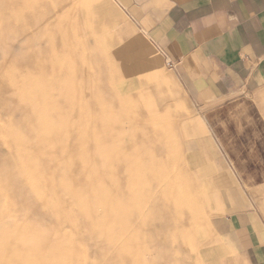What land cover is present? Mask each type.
<instances>
[{
  "label": "rangeland",
  "instance_id": "1",
  "mask_svg": "<svg viewBox=\"0 0 264 264\" xmlns=\"http://www.w3.org/2000/svg\"><path fill=\"white\" fill-rule=\"evenodd\" d=\"M21 1L22 0H15L14 2H13V0H0V186L2 187V188L0 187V189H1L0 190V217H2V218H0V219H2L0 221L1 222L0 232H3L2 228H1V227H3V224H4V226L5 225L8 226V224L11 225L12 214L14 215V217L12 216L13 222L15 221L14 219L18 218L14 223L12 222L13 226H16V225L21 226V227L24 226L26 229L28 228V230L29 229L32 230V228H29L30 226H32L33 228L38 227V226L39 227L42 226L43 228L42 227L40 229L37 228L38 231H36V229L35 230L33 229L32 231L30 230L32 233H30V235L27 234L28 236H26V234H25L26 237H24V236L21 237V235H20V238L23 239V240L21 239L22 241H19V239H18L19 236L15 237V235H11L12 238L10 236L11 239L10 240H9V238L7 239L9 246L12 243V242L10 243L9 241H11V240L13 241V239H14V242L12 243V245L15 243L13 245L15 250L22 247L20 245H24V243H25V245L26 244L30 245V243H31V246L33 245V243H34L33 246L36 245L35 243H37V245L39 243L38 246H40L39 248L41 249V253H43V252H44V254L48 253L49 256L43 254L48 259L45 258L44 256L41 257L40 255H42V254H39L40 253L39 248L37 247V249H38V252H37L36 247L34 249V248H32L33 247L32 246L31 247L32 249L31 248L30 249L33 250V253L34 252L35 253L34 254H28V251H29L28 250L26 252V254H28V257H26V256H23V257H25V259L27 258V260L30 259V261H32L33 264H37L38 262H40V260L42 261V259H43V261L41 264H43V262H45L46 260H49V263L46 261L47 264H53V262L55 264V261L58 264H63V263H65L64 259H66V258H67V260H65V261H67V264H76L77 262L83 263V264H89V263L91 264V262L89 260H86V261L82 260L84 258L83 254H87L88 255L87 258L91 259L92 261L93 260L105 261L107 259L109 260V258L112 256V255H109L108 252L105 251L102 247H100V245L98 243H97V245H95V239H97V238H95L93 235L89 234V232L90 233L92 232V229L94 228L97 221L102 222L101 224H103L105 222L107 224V218L104 216V213L101 215H100V213L97 215L96 214L93 215L94 210L90 208L89 210L91 213H89L90 214L89 216L81 215V214L77 215V213H79V212L73 206L75 204H78V201L80 202V199L82 200V203H84V204L86 203L87 205L94 202V200L96 199V196H94V195H97L94 183L90 186H88V184L87 185L82 184V186L78 185V186H80V188L77 187V189H76L77 191H75V193L74 192H72L70 194L68 192L59 193L60 197L57 198L56 196L53 195V193L51 191H49L50 185H49L48 180L46 178L45 179L43 178L44 176L40 178L39 177L40 175L37 176L38 174L34 173V174H31L30 178L25 177L26 179L25 178L22 179L21 178L22 175H20V177H19V174L16 170L17 163H18V165L20 164L21 167L25 166L27 168L26 165H29V167H31L30 165H32V166L34 165L35 167L36 166L40 167L39 164L41 162V163H43L41 165H46L48 168L49 167L48 165L53 162L52 159H48L47 157H46L47 160H45L46 158L42 157V156L34 155V156H32V158H30L31 156H29V154H27L28 156L25 155L26 153H29L28 151L26 152V150L30 151L31 147L36 146L37 144L38 145L44 144L45 145V146L43 145L44 147H47L50 144H48L49 141L44 142L45 140L41 139L40 136H39V138H37L38 135H37V137L35 136V138H37V140H38V143H37L36 139L33 138L34 136L32 137L31 130H33V128H36V127H37L36 129H38L40 127V125H42L43 123L38 125L37 122L34 120V123L31 124L32 123V120H31L32 117H31V113L29 112V110L24 108L23 109L24 111H23L20 108L18 109L16 107L17 100L21 99L23 97L24 92L28 90V89H26V88L24 89L22 87H18V89H17V86H19V82L21 81V83L23 82L22 84H26V81H28V80L30 81V78H31V80L34 79V81L42 82V79H43L42 76L45 77L47 74V78L49 77V78L53 79L52 82H55V83L58 82L59 84H61L63 86L62 88H64L65 84H67L68 86H71V88H70L71 90L70 89L69 90L71 91V95L73 96V99H76V100H78L77 99L78 95L75 96L76 94H78L76 92V89H79L77 84L80 83L81 81H83V79H84V81L81 83L83 84V86H84V84H86V86L84 87L85 89L91 90V91H97L98 93L101 94V96L97 95L98 99H100L102 97L103 99L102 98L101 99L107 103H113L115 105L117 104V109L116 108L114 109L113 114H115L117 117H118V115L121 114V112H122V114H124L126 112L125 113L126 116H125V114L124 115L121 114L122 115V116L120 115L121 117H124V116L127 117V114H128L127 119L129 121V124H126V125L121 124L119 127H116L114 129L115 134L106 136L108 138H106L105 136L103 138L99 137V139L97 137H96L97 139H95V136H93V137L90 136L89 138H85L86 140L91 142L92 145L94 144L95 140L102 141V146L104 147L103 149H105V150L107 149L105 151V155H107V152H109V148H111L113 146L110 144H113V142H114V144L116 145L118 141L120 142V143H118L119 145H123L124 147L128 148L129 150H133L136 154H139V153L141 154L142 152H144L148 148H149L148 149L149 151L153 150V147L150 143V140L144 141L145 144L142 143L140 146L137 145L139 138H140V137H138V136H140V134H138V133L141 132L143 134L144 128L142 130H140L137 128L138 126H136V124H138L140 127V126H143V124H151L152 122H156V119H157V121L160 122L159 125H162L164 127L165 126L169 127L168 129H170L171 132L168 131V129L166 130V128H167L166 127L165 130L168 131V133H165L163 135V134H160V132H159V135H156L155 137H157L158 140H161V141H163V138H165L164 143H171L177 149L176 153L182 159V163H180V161L179 162L177 161V163H175V167L177 170L181 171L183 176L187 177V175H188V181L184 180L185 182H183V184L188 185V187L190 188L191 197L195 201H197V203L194 205L192 210L190 209V214H191L190 221L183 220V222L180 223L178 229H175V234H176L175 243L170 241V247H167L169 245V243H167V246L164 247L163 244H161V240L156 235L155 236L156 239L158 238L160 241V242L157 241L158 242L157 247H158L159 251H157V253H156L157 255L153 253L152 256H150V257L145 256L144 260H150V261L154 260L155 264H165L166 262H170L166 259V253L169 254V252H170V254H172L171 256H174L175 261L172 260V262L173 263L176 262L175 264H201L199 259H198V255H197L198 250L197 249H198V243L200 241L203 228L207 224V221L209 220V218L211 216H213V212H212L213 209H211V208L213 207L212 189L214 186H213V182L211 180V177L212 176L214 177L215 173H216L215 172L216 171V164L212 160V156H209V154H208L209 152L205 149V147L202 144V141L204 138L209 139V137H210V133H209L208 128L204 125L203 121L201 120L202 113L198 112L196 107H193V106L187 104V102L185 101V97L182 94V91L180 90V88L176 87L174 83L173 84L169 83L170 82L169 79H166L164 81L165 83L162 87L160 86L161 88L151 86V87H147L145 89H142V88L139 89V87H137V85L135 87L133 86V83H135V82L133 81L132 77L135 74L131 70H129V68H127L128 66L125 64V62H122V60H123L122 48L120 47L121 48L120 49L118 47H116V48L113 47V45H112L113 43L111 40H110V42H108L109 38H110V32L106 31L105 17L100 15V11L95 7V5L93 6V4H95L93 2V0H79V1L78 0H28V1L23 0L26 3H23V1L22 2ZM43 1H45L46 3ZM47 1H48V3H47ZM39 2H42L43 4L39 3ZM22 3L26 4V5H24V7H23ZM86 3H87V5H90V7L85 6ZM41 4H42V6H41ZM76 5H77V8H76ZM29 6L31 9L33 6L36 9L33 7V9L31 10L29 8ZM25 7H27L28 10H31V11L24 12V11H26V10H23V9H25ZM21 10H23L22 15L20 14ZM83 10H85V11H83ZM19 11H20V13L18 15H14V14H16V12L18 13ZM5 13H6V15H4ZM8 13H9V15H8ZM68 13L69 14L71 13L70 17L69 16L67 17ZM77 13H80L83 15H78ZM17 16H18V18H17ZM74 17H76V18H74ZM79 17H80V19H79ZM83 17H84V19H83ZM53 18L55 19V21ZM64 18H68L67 21H65L66 19H64ZM72 18H73V20L74 19L75 20L73 21ZM82 19H83V21H82L83 23L80 21ZM30 20L33 21L35 26H33V28L29 29L27 22H29ZM21 21H22V23H21ZM50 21H54V22L51 23ZM63 21L65 24H66V22L69 24V25L66 24V27L64 29L62 28L63 26H65ZM79 22H81V23H79ZM14 23L15 24L17 23L18 29L16 27L17 25H14ZM54 23H56V25ZM57 24H59V25L57 26ZM77 24L79 25V27ZM81 24H83L84 26H81ZM87 24H90V26H87ZM61 25H62V27H61ZM72 26H74V27H72ZM67 27H68V29H67ZM89 27H93L90 29V33L87 32V29ZM56 28H58V30H56ZM61 28L63 29V31H61L62 30ZM14 29L16 32L14 31ZM48 29L50 32L47 31ZM66 29H67V31H66ZM70 30H72V32H70ZM81 30L83 32L82 34H81ZM13 31H14V33H13ZM69 32H70V36H69ZM74 33L76 36H73ZM45 35H46V37H45ZM67 36H69V37L67 38ZM79 36L80 37L82 36V37L80 38ZM93 36L95 38H93ZM51 37H54V41H56V43L53 42V38H51ZM68 39H69V42H68ZM72 39H74L73 41L75 43L72 41ZM41 40L43 42H41ZM58 40H60V43ZM94 40H95V42H94ZM37 41H39V42H37ZM61 41H63V42L61 43ZM71 41L73 42V45H72ZM107 42L110 44L109 48L106 47ZM40 43H41V46H40ZM55 44H56V46H55ZM66 44L68 45L67 47L65 46ZM78 44H80V45H78ZM88 44H89V46H88ZM46 45H47V47H46ZM59 45H63V48H62V46L60 47ZM91 45H92V47H91ZM42 47H44V48L42 49ZM50 47L52 49V52L56 50V52H54L53 54L56 55L55 57H57V55L58 56L60 55L61 56L60 59L56 60V58H54V56L51 55ZM54 47H56L55 50H53ZM68 47H70L69 49H71V50L69 52L72 53V55L69 54ZM73 47H75V48H73ZM79 48H81V49H79ZM97 48L99 51L97 50ZM65 49H67V50H65ZM119 49L121 52L119 51ZM75 50H76V52H75ZM100 50H101V52H100ZM55 53H57V54H55ZM67 53L70 56H68ZM88 53H89V55H88ZM96 53H99V54L101 53L102 55L100 54L97 56ZM107 53H109V54H107ZM110 53L111 54L113 53L114 57H113V55H111L113 58L110 57ZM48 54H50L51 56ZM64 54H66L69 58L71 57V59H74V60H70V63H69L68 57L65 56ZM63 55L66 57V59H63V58H65ZM86 55H87V57H86ZM105 55H106V57H105ZM38 56H39V58H38ZM41 57H43V58H41ZM79 57H80V59H82V62L79 59ZM91 57H93V58H91ZM53 59H55V60H53ZM106 59H110V60L106 61ZM37 60H39V61H37ZM45 60H47L48 62L47 63L44 62ZM59 60H60V62H58ZM66 60H68V61H66ZM49 61L50 62L55 61L54 62L55 63L54 66L56 65L55 67L59 66V67L55 68V72L57 70H59L58 73L57 72L56 73L58 75L60 74L61 77L58 76L59 77L58 78L55 76L56 77L55 78L50 73H44V72H47L48 70H49V72L51 71V69L47 70V68H49L50 65L52 66V68H54L53 62H51L52 64H50ZM86 61H88L87 63L89 65L85 64ZM36 62H37V66L39 65L38 66L39 70L36 67ZM111 62H114V63H111ZM44 63L47 65L46 66L47 68L45 67ZM72 63L75 65L73 66ZM82 63H83V65H81ZM43 64H44V66H43ZM65 64H67V65H65ZM122 65L125 66L128 70L125 67H123ZM70 66L75 67V70L73 69V67L71 68ZM119 66H120V68H119ZM162 66H163L162 76H167L169 73V67L165 62L162 63ZM77 67H79L80 69L82 68V69L80 70ZM111 67H114V68L116 67V68H115V70H113L114 68H111ZM40 68L42 70H40ZM58 68H60V69H58ZM64 68H65L64 72H66L67 75L64 74L63 71H60L61 69L64 70ZM76 68H77L78 72H77ZM118 68H119V70H118ZM35 69H37L36 74H35V72H36ZM69 69H70V71H67ZM29 70L30 71L32 70V71L30 72ZM45 70H47V71H45ZM83 70H86V71H84V72H86L85 74H84ZM33 71H35V72H33ZM53 71H54V69H53ZM53 71H51L52 74L55 73ZM73 71L76 72V75H77L76 77H75V74L73 73ZM81 71L83 72L84 75H86L85 77H87V75H89V77H91V78L88 79V78H85L84 75L83 76L78 75V74H80L79 72H81ZM69 72H71V73L69 74ZM111 72H113L114 75H115V73L118 72L116 74V77H118V79L113 74H111ZM25 73L27 75H24ZM61 73H63V76ZM72 73H73V75H72ZM18 74H20V77ZM32 74H33V76H32ZM118 75H120V76H118ZM35 76H37V77L41 76V78H37ZM32 77H35V78H32ZM52 77H54V78H52ZM110 77L113 79V81H112V79H109ZM47 78L43 79L44 83H48L50 81V79L48 80ZM74 78L76 79V82H75V84H71V83H74V81H75ZM79 78H80V82L77 83V81H79ZM86 79L89 82H87ZM110 81L112 84H110ZM115 81H117V82L115 83ZM27 83H28L27 85L30 86V84H32V81L27 82ZM67 85L65 87H67ZM75 85H76V87H75ZM166 86H167V88L171 87V90H170L171 92L169 93V95H164V93H163L164 92L163 90ZM29 88H30L29 89V92H30L32 89H31V87H29ZM73 88H75V90ZM15 89H17L18 93H20L19 92V90H20L23 94L20 93L22 95H19L18 93H16ZM85 89L81 90V91H86ZM62 90H64V89H62ZM72 90H74V91H72ZM45 91H47V90H45ZM77 91H79V90H77ZM130 92H132V93H130ZM25 93L26 94H24V95H26L28 98V95H27L28 93L27 92H25ZM129 93H130V96H129ZM132 94L134 96H136L135 99L133 98L134 96ZM126 95L129 97H127ZM26 96H24V97L26 98ZM46 96H47V93L44 94L45 98H47ZM119 96H120V98H119ZM123 96H124V98L126 97V99H124ZM83 98H86V97H83ZM87 98L85 101L87 103H84L85 106H83L81 108L82 112L80 110V112L78 111L79 114H77V112H76L77 115L72 113L71 116H73V114H74L75 115L74 117H77V119H79V120L76 119L77 123H79L81 121L80 124L90 123L91 120H89V119L92 117L91 118V119H93L92 124H88V125H91V126L93 125V129L96 130L97 127H99V126H97V124L100 125L101 121H98V119H96L94 117V115H95L94 112H95L96 106H94V107H92V106L94 105L93 101H95V99L93 100L92 97H87ZM117 98H119V99H117ZM127 98H129V99H127ZM125 101H128V103ZM91 102H92V104H90ZM118 102L119 103L121 102L122 105L118 104ZM88 103L91 105L90 107H88L89 106ZM146 104L148 106H150L148 111L143 110L145 108ZM118 105L119 106L121 105V107L122 106L123 107L121 108ZM136 105H138V106H136ZM124 106H125L126 110L124 109ZM142 106H143V108H141ZM30 107H31V105H30ZM84 107L87 109L86 113H87V116H89L88 119H87V116H85L86 113L85 112L83 113ZM130 107H131V109H130ZM119 108H120V110H119ZM136 108H137V110H136ZM88 109H89V112H91V113H88ZM91 109H94V110L91 111ZM121 109L124 111H121ZM132 109L134 111L131 112ZM168 109H170V112L173 111L172 112L173 116H171V113L169 112ZM27 110H28V112H26ZM62 112L63 111H60V115L63 114ZM50 113H53L50 116H53V117L59 116V114L56 113V111H54V112L50 111ZM67 114L68 113L66 112L64 114V116H66V117L70 116ZM83 114H84V116H83ZM91 114L92 115L94 114V115L92 116ZM131 115H133L135 117V119H134V117L130 118V117H132ZM137 115H139V116H137ZM136 117H138V119H136ZM139 117H140V119H139ZM146 117L149 118L150 121L148 119L149 122L146 121V123H145V120H147ZM167 117H168V120H167ZM28 118L31 121L28 120ZM49 118H51V117H49ZM82 118L85 119V121H84L85 123L83 122ZM142 118H143V120H142ZM129 119H131V121ZM138 120H140V121H138ZM134 121H135V124H134L135 127L133 125ZM163 122H165V123H163ZM66 123L70 124L71 122L68 120ZM59 124H63V123L59 122ZM94 124L96 127L94 126ZM102 124L103 125L101 127H99V130H100V128L104 127L105 125L106 126H105L104 130L106 128H110L109 124H108V126H107V124L104 125L103 122H102ZM130 124H131V126H130ZM36 125H38V126H36ZM31 126H34V127L32 128ZM71 128L72 127H68V128L66 127V129L68 131H70ZM72 129L75 130L74 128H72ZM145 132H147L146 134H149V136H150V134L155 135L154 133L156 131L153 133V129L150 128V129H146ZM169 132L171 133V136H170ZM41 134H42V132H41ZM21 135H24V136L27 135V137L28 136L29 137L27 138V140H25L26 143H23L24 146L27 144L25 146V148H23L24 146L22 145L23 150H25L24 153H22L20 156H17V158H16L15 153H14V155L12 154L15 149L8 144L9 143L8 141L11 140V136L12 137L13 136L14 137L15 136L20 137ZM29 138H30V140H28ZM110 138H112V139H110ZM106 139H108V141ZM78 140H81V138L78 137ZM110 140L113 142L108 144L110 142ZM35 142H36V144L33 145ZM29 144L31 145V147H28V146H30ZM142 145H144V147ZM141 147L143 150L141 149ZM145 147H148V148H145ZM186 154L187 155L189 154L190 157H192V156L194 157V155L195 156L197 155V161L200 162L199 164L201 166H203V168L200 170H199V168L194 169V170L193 169L188 170L187 169L188 164L186 163L187 160L185 159ZM169 155H171V154H169ZM205 155H206V157H209L208 158L209 160L204 157ZM11 156H13V159ZM108 156H109V153H108ZM61 159H63L62 161H64L62 163H65V162L67 163V161L69 160L70 162L69 161L68 162H69V164H71V166L68 164L67 165L71 169L74 168L75 164L81 165V162H79L75 159H74L75 160L74 161L72 158L69 159V157L67 160L66 157H60L59 156L58 160L60 162H61ZM85 159H86L85 164L90 165V164L94 163V161L90 157H87ZM43 160H45V162ZM183 162H185V164ZM37 163H39V164L35 165ZM14 172L16 174H14ZM195 174H197V175H195ZM59 176L63 177L64 175L62 174ZM34 177H35V179H36V177L37 178L39 177V179L34 180ZM58 178L60 179L59 181L64 179V177L62 179H61V177H58V176L55 177L56 180ZM183 179H184V177H183ZM24 180L25 181L27 180V182H25ZM28 181H29V183H28ZM33 181H35V184L33 183ZM65 181L66 180L64 179V182ZM25 183H28L29 185L26 184V185H28L26 187ZM30 183L32 186L30 185ZM33 184L36 186L34 187ZM44 184L45 185L48 184V185H46V186H48L47 187L48 189L45 188L46 186L45 187L43 186ZM29 186H31L33 188V190ZM37 186L39 187L38 189H36ZM40 187H42V188H40ZM78 188L83 191V192L81 191L82 195L79 194L80 191ZM86 188L88 191L86 190ZM28 189L32 190L33 195H34L33 191L38 190V193H40V191L44 189V192L41 191V193H43V195H44V197L41 198V200L45 198L46 202L45 201L43 202V200L39 201V199L36 197H35L36 199L35 198L33 199V195L31 194V191ZM45 189H47V190H45ZM103 189L106 190L105 188H103ZM44 193H47V194H44ZM48 193L49 194L51 193V195L48 196L49 198L47 197ZM94 193H96V194H94ZM77 194H78V197H76ZM79 195H81V197ZM91 196L94 197L95 199H92ZM100 196L102 197V199L106 198V195H104V193H101ZM50 198L53 202H51L50 200L48 202V199H50ZM77 198H78V200H77ZM47 203H50V205ZM72 203H75V204H72ZM7 205L9 206L8 210H7ZM72 206L76 209V211H77L76 213H74V211H73V213H71V210H72L71 208H73ZM8 213H9V215L12 213L11 216H9ZM6 215H8V216H6ZM53 215H55V216H53ZM72 215L74 217H70ZM5 218H6V220H5ZM9 219H11V220H9ZM80 219H83V220L81 221ZM94 219H96V220H94ZM17 221H19V222L17 223ZM94 221H95V224H94ZM60 222L64 225L62 226V224ZM55 223H58L57 224L58 226ZM65 223H68V224H65ZM91 223H92V225H90ZM22 224H23V226H22ZM24 224H26V225H24ZM54 225H56L58 229ZM185 225L191 226L190 238L192 241L190 240V245L187 247L184 243V242H186L184 237L183 236L181 237L182 233H184V232H182L180 230L182 227L184 229L186 227ZM48 226L50 228L51 227L56 228L57 231H56V229H53V230H55V231H53ZM84 227L86 228V230L84 229ZM154 227H155L154 229H157L159 227V224L156 223ZM52 232H54V233H52ZM81 232H83V233H81ZM33 233H34V235H33ZM69 233H71L72 235H70ZM31 234L34 237H32ZM54 234H55V236H54ZM67 235H68V237H67ZM59 236H60V240L62 239L61 242L65 243L66 248L63 245L64 243L59 242ZM85 236H86V238H85ZM91 236H92V238L93 237L94 238L91 239L90 238ZM29 237L33 238V239H30ZM55 237H57L58 240ZM26 238H27V242L24 241V240H26ZM48 238L50 240H48ZM79 238L82 239L81 240L82 242H80L78 240ZM179 238H180V242L177 240ZM66 239H67V241L69 239V242H72V243L69 244V242H68V244L66 245V243H67V241L65 242ZM15 240L17 242H21L22 244L18 243L19 244L18 245L17 242H15ZM5 241H6V239H5ZM50 241L53 242L52 243L53 245L55 243L56 244L59 243L61 246L62 245L63 246L60 247L59 244L58 245L55 244V247L52 248V251H54V253H50L52 251L49 252L48 249L51 250V247H53V245L50 244L51 245V247H50V245L48 244ZM76 241H78L77 242L78 244L76 243ZM91 242H92V244H91ZM181 242H183V243L181 244ZM191 242H193V243L191 244ZM72 244H73V247H72ZM69 245H71V247ZM56 246H59L60 248L56 247ZM10 247H12V246H10ZM78 247L80 249H78ZM56 248H57V250H53ZM172 248H174V249H172ZM176 248H177V250H176ZM183 248L184 249L187 248V250H184ZM5 250H1L2 252L0 251L1 252L0 253V264H30L27 260H23V257H21V260L14 259L15 256L10 254L11 251H5ZM31 250L29 251L30 253L32 252ZM58 251L60 252V254L61 253L64 254V255L61 254L62 256L66 257V255H67V257L63 258L61 256V258L63 260L60 258V261H59L58 258L60 255H59ZM61 251H63V252H61ZM57 252H58V256L55 257ZM160 252H161V254H160L161 257H159ZM36 253L42 259L39 258V260H38V258H37L38 255ZM8 254H10V256ZM36 255H37V257H36ZM93 255H94V258H93ZM52 256L56 260H54ZM152 257L153 258L155 257V258L153 259ZM34 258L38 262L34 263L35 262ZM73 258L75 261L73 260ZM2 259H5L6 262L4 263L2 261ZM164 259H165V263H164ZM61 260L63 263H61ZM50 261H53V262L51 263ZM46 262H45V264H46Z\"/></svg>",
  "mask_w": 264,
  "mask_h": 264
},
{
  "label": "crops",
  "instance_id": "2",
  "mask_svg": "<svg viewBox=\"0 0 264 264\" xmlns=\"http://www.w3.org/2000/svg\"><path fill=\"white\" fill-rule=\"evenodd\" d=\"M93 2L133 86L169 79L209 130L216 173L200 263L264 264V0Z\"/></svg>",
  "mask_w": 264,
  "mask_h": 264
},
{
  "label": "bare ground",
  "instance_id": "3",
  "mask_svg": "<svg viewBox=\"0 0 264 264\" xmlns=\"http://www.w3.org/2000/svg\"><path fill=\"white\" fill-rule=\"evenodd\" d=\"M15 0H13V2H14ZM23 1V0H22ZM21 1V2H22ZM28 1V0H27ZM79 1V0H78ZM43 2H45V1H43ZM23 3H26V2H24L23 1ZM22 3V4H23ZM28 3V2H27ZM39 3H42V2H39ZM46 3V2H45ZM44 3V4H45ZM47 3H48V1H47ZM35 4V3H34ZM43 4V3H42ZM42 4H41V6H42ZM79 4V3H78ZM18 5V4H17ZM24 5H26V4H23V7H24ZM37 6V5H36ZM40 6V5H39ZM85 6H88V7H90V5H87V3H86V5ZM34 7V6H33ZM33 7H32V9H33ZM75 7V6H74ZM27 7H25V9H23V10H26V11H24V12H27V11H31L32 9L30 8V6H29V8L31 9V10H28V8L26 9ZM35 8V7H34ZM39 8V7H38ZM76 8H77V5H76ZM36 9V8H35ZM20 10V9H19ZM23 10H21V13H20V11L17 13L16 12V14H14V15H18L19 13L22 15V13H23ZM73 10V9H72ZM91 10V9H90ZM83 11H85V10H83ZM81 12V11H80ZM69 14V13H68ZM67 14V17L69 16L70 17V15H71V13L68 15ZM78 15H83V14H80V13H77ZM4 15H6V13L4 14ZM8 15H9V13H8ZM20 16V15H19ZM24 16V15H23ZM75 16V15H74ZM16 17V16H15ZM78 17V16H77ZM82 17V16H81ZM17 18H18V16H17ZM74 18H76V17H74ZM54 19V18H53ZM64 19H66L65 21H67V19L68 18H64ZM63 19V20H64ZM79 19H80V17H79ZM83 19H84V17H83ZM83 19L82 20H80L81 22L83 21ZM70 20V19H69ZM72 20H73V18H72ZM75 20V19H74ZM73 20V21H74ZM54 21H55V19H54ZM54 21H50L51 23L52 22H54ZM24 22V21H23ZM69 22V21H68ZM81 22H79V23H81ZM18 23V22H17ZM17 23L15 24L14 23V25H17ZM21 23H22V21H21ZM25 23V22H24ZM63 23H64V21H63ZM83 23V22H82ZM55 25H56V23H54ZM65 24V23H64ZM66 24H68L67 22H66ZM66 24H65V26H63L62 27V25H61V27L64 29L65 27H66ZM71 24V23H70ZM27 25H28V27H29V29L30 28H33V26H35V24L33 23V21L32 20H30L29 22H27ZM53 25V24H52ZM59 24H57V26H58ZM69 25V24H68ZM67 25V26H68ZM78 25V24H77ZM26 26V25H25ZM56 26V27H57ZM81 26H84L83 24H81ZM87 26H90V24H87ZM17 27V29H18V25L16 26ZM42 27V26H41ZM60 27V26H59ZM72 27H74V26H72ZM76 27V26H75ZM78 27H79V25H78ZM48 28V27H47ZM50 28V27H49ZM61 28V29H62ZM82 28V27H81ZM84 28V27H83ZM91 28H93V27H89L88 29H87V32H89L90 33V29ZM27 29V28H26ZM44 29V28H43ZM63 29L61 30V31H63ZM67 29H68V27H67ZM67 29H66V31H67ZM72 29V28H71ZM56 30H58V28H56ZM14 31H15V29H14ZM14 31H13V33H14ZM38 31V30H37ZM46 31V30H45ZM48 32H50L49 31V29L47 30ZM60 31V30H59ZM69 31V30H68ZM16 32V31H15ZM25 32V31H24ZM29 32V31H28ZM44 32V31H43ZM47 32V33H48ZM53 32V31H52ZM51 32V33H52ZM70 32H72V30H70ZM70 32H69V36H70ZM12 33V34H13ZM61 33V32H60ZM77 33V32H76ZM83 32H82V30H81V34H82ZM53 34V33H52ZM59 34V33H58ZM68 34V33H67ZM80 34V35H81ZM48 35V34H47ZM60 35V34H59ZM58 35V36H59ZM79 35V34H78ZM86 35V34H85ZM84 35V36H85ZM54 36V35H53ZM57 36V37H58ZM69 36H67V38L69 37ZM73 36H76L75 35V33H74V35ZM34 37V36H33ZM45 37H46V35H45ZM48 37V36H47ZM60 37V36H59ZM78 37V36H77ZM80 37V36H79ZM82 37V36H81ZM80 37V38H81ZM51 38H53V42L54 43H56V41H54V37H51ZM73 38V37H72ZM93 38H95L94 36H93ZM92 38V39H93ZM34 39V38H33ZM47 39V38H46ZM70 39V38H69ZM69 39H68V42H69ZM89 39V38H88ZM66 40V39H65ZM74 39H72V41H73ZM46 41V40H45ZM59 41V43H60V40H58ZM71 41V42H72ZM23 42V41H22ZM35 42V41H34ZM37 42H39V41H37ZM41 42H43L42 40H41ZM52 42V43H53ZM63 41H61V43H62ZM67 42V43H68ZM74 42V41H73ZM73 42H72V45H73ZM81 42V41H80ZM94 42H95V40H94ZM47 43V42H46ZM58 43V44H59ZM65 43V42H64ZM75 43V42H74ZM88 43V42H87ZM20 44V43H19ZM39 44V43H38ZM48 44V43H47ZM51 44V43H50ZM103 44V43H102ZM35 45V44H34ZM78 45H80V44H78ZM40 46H41V43H40ZM55 46H56V44H55ZM60 47L62 46V48H63V45H59ZM66 47L68 46L67 44L65 45ZM83 46V45H82ZM88 46H89V44H88ZM95 46V45H94ZM105 46V45H104ZM36 47V46H35ZM38 47V46H37ZM46 47H47V45H46ZM53 47V46H52ZM65 47V48H66ZM91 47H92V45H91ZM33 48V47H32ZM44 47H42V49H43ZM70 47H68V49H69ZM73 48H75V47H73ZM96 48V47H95ZM108 48V47H107ZM116 48V47H115ZM41 49V48H40ZM48 49V48H47ZM50 49H51V47H50ZM56 49V47H54V49L53 50H55ZM79 49H81V48H79ZM46 50V49H45ZM65 50H67V49H65ZM71 49H69L68 50V52L70 51ZM85 50V49H84ZM89 50V49H88ZM96 50V49H95ZM97 50H98V48H97ZM38 51V50H37ZM64 51V50H63ZM90 51V50H89ZM92 51V50H91ZM99 51V50H98ZM97 51V52H98ZM54 52H56V50L55 51H53L52 52V49H51V51H50V53H51V55L52 56H54V58H56V60L57 59H60V55L58 56L57 55V57H55L56 55H54L53 53ZM75 52H76V50H75ZM86 52V51H85ZM100 52H101V50H100ZM111 52V51H110ZM43 53V52H42ZM78 53V52H77ZM92 53V52H91ZM90 53V54H91ZM34 54V53H33ZM55 54H57V53H55ZM69 54L70 55H72V53H70L69 52ZM68 53H67V55L68 56H70ZM79 54V53H78ZM101 54V53H100ZM99 53H96V55L98 56V55H100ZM104 54V53H103ZM107 54H109V53H107ZM39 55V54H38ZM41 55V54H40ZM48 55H50V54H48ZM50 55V56H51ZM65 56H67L66 54H64ZM63 55V56H64ZM75 55V54H74ZM85 55V54H84ZM88 55H89V53H88ZM102 55V54H101ZM111 55H113V53L111 54L110 53V57H112ZM44 56V55H43ZM64 56V57H65ZM67 56V57H68ZM46 57V56H45ZM59 57V58H58ZM74 57V56H73ZM81 57V56H80ZM80 57H79V59H80ZM86 57H87V55H86ZM100 57V56H99ZM105 57H106V55H105ZM113 57H114V55H113ZM112 57V58H113ZM38 58H39V56H38ZM41 58H43V57H41ZM53 58V57H52ZM91 58H93V57H91ZM36 59V58H35ZM62 59V58H61ZM63 59H66V57L65 58H63ZM68 59H69V61L68 60H66V61H68L69 63H70V60H74V59H71V57L69 58L68 57ZM77 59V58H76ZM84 59V58H83ZM44 60V59H43ZM53 60H55V59H53ZM81 60V62H82V59H80ZM107 60H110V59H106V61ZM37 61H39V60H37ZM65 61V60H64ZM113 61V60H112ZM120 61V60H119ZM33 62V61H32ZM43 62V61H42ZM44 62H48L47 60H45ZM50 62V61H49ZM51 62H53V61H51ZM50 62V64H52ZM55 62V61H54ZM53 62V67L54 68H52V66L50 65L49 66V68H47L46 66V64H45V67L47 68V70L48 69H51V71H53V69H54V71L53 72H55V68H57V67H59V66H57V67H55L54 66V63ZM58 62H60V60L58 61ZM76 62V61H75ZM74 62V63H75ZM88 61H86V63L85 64H88L87 63ZM103 62V61H102ZM105 62V61H104ZM118 62V61H117ZM111 63H114V62H111ZM44 64H43V66H44ZM60 64V63H59ZM73 64V63H72ZM119 64V63H118ZM31 65V64H30ZM65 65H67V64H65ZM75 64H73V66H74ZM81 65H83V63L81 64ZM89 65V64H88ZM120 65V64H119ZM39 66V65H38ZM38 66H37V62H36V67L38 68ZM72 66V67H73ZM78 66V65H77ZM80 66V65H79ZM113 66V65H112ZM44 67V68H45ZM71 67V66H70ZM71 67V68H72ZM81 67V66H80ZM118 67V66H117ZM45 68V69H46ZM77 68H79V67H77ZM77 68H76V70H77ZM109 68V67H108ZM111 68H114V67H111ZM116 68V67H115ZM115 68L113 69V70H115ZM119 68H120V66H119ZM119 68H118V70H119ZM29 69V68H28ZM58 69H60V68H58ZM73 69L75 70V67H73ZM72 69V70H73ZM80 69V68H79ZM82 69V68H81ZM80 69V70H81ZM85 69V68H84ZM27 70V69H26ZM36 70V72L35 71H33V72H35V74L37 73V69H35ZM38 70H39V68H38ZM40 70H42L41 68H40ZM47 70H45V71H47ZM57 70V69H56ZM110 70V69H109ZM30 71V70H29ZM32 71V70H31ZM30 71V72H31ZM51 71L49 72V70L47 71V72H44V73H50L51 75H53L54 77L56 76V77H58V76H60L61 77V75L59 74H57L58 73V71L59 70H57L55 73L57 74H52L51 73ZM60 71H63V73L64 74H66L67 75V73L66 72H64L65 71V68H64V70L63 69H61ZM67 71H70V69L69 70H67ZM84 71H86V70H83V72ZM112 71V70H111ZM29 72V73H30ZM42 72V71H41ZM77 72H78V70H77ZM82 72V71H81ZM81 72H79L80 74H78V75H84L86 72H84V74H83V72L81 73ZM27 73V72H26ZM24 74V75H27V74ZM43 73V74H44ZM63 73H61L62 74V76H63ZM71 72H69V74H70ZM73 73L75 74V77L77 76L76 75V72L75 71H73ZM73 73H72V75H73ZM118 73V72H117ZM117 73H115V75H114V73L113 72H111V74H113L115 77H116V74ZM42 74V75H43ZM19 75V77H20V74H18ZM23 75V76H24ZM30 75V74H29ZM41 75V74H40ZM45 75V74H44ZM32 76H33V74H32ZM39 76V75H38ZM86 75H84V77H85ZM111 76V75H110ZM118 76H120V75H118ZM35 77H37V76H35ZM35 77H32V78H35ZM54 77H52V78H54ZM55 77V78H56ZM79 77V76H78ZM93 77V76H92ZM23 78V77H22ZM25 78V77H24ZM37 78H41V76L40 77H37ZM36 78V79H37ZM42 78L44 79V78H47V74H46V76L45 77H43L42 76ZM59 78V77H58ZM66 78V77H65ZM85 78H91V77H89V75H87V77H85ZM117 79H118V77H116ZM43 79H42V82H37V81H34V79L33 80H31V78H30V81H32V84H30V86H28L27 84V82H30L29 80L28 81H26V84H22L21 83V81L19 82V86H17V89H18V87H22V88H26V89H28L27 91H25V92H29V87H31V91L27 94L28 95V98H27V96L26 95H24V94H26L25 92H24V94L19 90V92L20 93H22L23 94V97L21 98V99H19V100H17V104H16V107L19 109H21V110H23L24 108H26V109H28L29 110V112L31 113V117H32V123L31 124H33L34 123V120L37 122V124L39 125V124H42V125H40V127L38 128V129H36V128H33L34 126H31L32 128H33V130H31V134H32V137L34 138V139H36V141H37V143H38V140H37V138H39V136H40V138L41 139H43V140H45L44 142H47V141H49V143L48 144H50L49 146H47V147H44L43 145H36V146H33V147H31V145L30 146H28V147H31V149H30V151L29 150H26V152L28 151L29 153H26L25 155H27V154H29V156H31L30 158H32V156H34V155H38V156H42V157H47L48 159H52V163L51 164H49L48 166V168H47V166L46 165H41V164H43V163H41L40 162V164L39 163H37V164H35V165H40V167L39 166H32V165H30L31 167H29V165H26L27 166V168L25 167V166H22L21 167V165L19 166L18 165V163H17V166H16V170H17V172H18V174H19V177H20V175H22L21 176V178L23 179V178H30V176H31V174H34V173H36V174H38L37 176H39L40 178L41 177H43L44 179L46 178L47 180H48V182H49V185H50V190L49 191H51L52 193H53V195L54 196H56L57 198H59L60 197V194L59 193H64V192H68L69 194L70 193H72V192H74L75 193V191H77L76 189H77V187H79L80 188V186H78V185H81L82 186V184H88V186H90V185H92L93 183H94V185H95V189H96V192H97V195H94V194H96V193H94L93 195L94 196H96V199L94 198V197H92V199H95L94 200V202L93 203H90L89 205H87L86 203L84 204V203H82V200L80 199V202L78 201V204H75V203H72V204H75V205H73L77 210H78V212L79 213H77V215L78 214H81V215H86V216H89L90 214L89 213H91L90 212V208L91 209H93L94 210V213H93V215L94 214H99L100 213V215L101 214H103L104 213V216L107 218V224H106V222L105 223H103V224H101L102 222H100V221H97L96 222V224H95V221H94V224H95V226H94V228L92 229V232L90 233L89 232V234H91V235H93L95 238H97V239H95V245H97V243L100 245V247H102L105 251H107L108 252V254L109 255H112L110 258H109V260L107 259V260H105V261H100V260H98V261H95V260H91V259H88L87 258V254H83V256H84V258L82 259V260H84V261H86V260H89L90 262H91V264H100L101 262V264H155L154 263V260H152L151 258V260L152 261H150V260H144V258H145V256H148V257H150V256H152V254L154 253V254H156L157 253V251H159L158 250V247H157V244H158V242H160L159 241V239L161 240V244H163V246L164 247H166L167 246V243H169V245L167 246V247H170V241H172L173 243H175V240H176V234H175V229H178V227H179V225H180V223L181 222H183V220H188V221H190V216H191V214H190V209L192 210L193 209V207H194V205L197 203V201H195L192 197H191V193H190V188L188 187V185H186V184H183V182H185L184 180H187L188 181V175H187V177H185V176H183V174L181 173V171H179V170H177L176 169V167H175V163H177V161L179 162L180 161V163H182V159L179 157V155L176 153V148L171 144V143H164V139L165 138H163V141H161V140H158V138L157 137H155L156 135H159V132H160V134H165V133H168V131H170V129H168L169 127H167V126H162V125H159L160 124V122L159 121H157V119H156V122H150L151 124H143V126H140L139 127V125L138 124H136V126H138L137 128L138 129H140V130H142L143 128V134L141 133V132H139L138 134H140V136H138V137H140L139 138V141H138V144L137 145H141L142 143H144V141H146V140H150V143H151V145H152V147H153V150H151V151H149L148 149V147H145V148H148L147 150H145L144 152H142L141 154L139 153V154H136L133 150H129L128 148H126V147H124L123 145H119L118 143H120L119 141L117 142V144L115 145L114 144V142L113 141H111L110 140V142L108 143V144H110V143H112L113 142V144H110V145H113L111 148H109V152H107V155H105V151L107 150H105V149H103L104 147L102 146V141H98V140H95V142H94V144L92 145L91 144V142H89L88 140H86L85 138H89L90 136H95V139H99V137H106V136H109V135H112V134H115V131H114V129L116 128V127H119L121 124H129V121H128V114H127V117H125L126 116V112L124 113L125 114V116L124 117H121L122 115H124V114H122V112H121V116L120 115H118V117L115 115V114H113V111H114V109L116 108L117 109V104L115 105V104H113V103H107V102H105V101H103L100 97V99H98V96H101V94L100 93H98L97 91H91V90H87V89H85L84 87L86 86V84H84V86H83V84L81 83V82H83L84 81V79H83V81H81L80 82V78H79V81H77V83L78 82H80V83H78L77 84V86H78V88L79 89H76V92L78 93V94H74L75 96H77V99L78 100H76V99H73V96L71 95V86H68L67 84H65V86L67 85V87H65L64 86V88H62L63 86L61 85V84H59L58 82L57 83H55V82H52V80L53 79H51V78H47L48 80L50 79V81L48 82V83H44V81H43ZM75 79V78H74ZM109 79H112L111 77L109 78ZM46 80V79H45ZM63 80V79H62ZM70 80V79H69ZM82 80V79H81ZM87 80V79H86ZM91 81V80H90ZM112 81H113V79H112ZM68 82V81H67ZM75 82H76V79H75V81H74V83H71V84H75ZM87 82H89L88 80H87ZM117 81H115V83H116ZM121 82V81H120ZM21 83V84H20ZM66 83V82H65ZM110 84H112L111 83V81H110ZM88 85V84H87ZM115 85V84H114ZM93 86V85H92ZM75 87H76V85H75ZM17 89H15L16 90V93H18L17 92ZM62 89H64V90H62ZM70 89V90H69ZM74 90H75V88H73ZM86 90V91H81V90ZM45 90H47V91H45ZM74 90H72V91H74ZM77 90H79V91H77ZM117 90V89H116ZM14 92V91H13ZM133 92V91H132ZM132 92H130V93H132ZM20 93H18L19 95H22V94H20ZM45 93H47V98H45L44 97V94ZM118 93V92H117ZM130 93H129V96H130ZM98 95V96H97ZM133 95V94H132ZM24 96H26V98L24 97ZM97 96V97H96ZM118 96V95H117ZM127 96V95H126ZM129 96H127V97H129ZM134 96V95H133ZM38 97V98H37ZM83 97H92L93 98V100L95 99V101H93V106L92 107H94V106H96L95 107V115H94V117L96 118V119H98V121H101V124L100 125H98L97 124V126H99V127H101L103 124H102V122L104 123V125L105 124H107V126H108V124L110 125V128H106L105 130H104V128H105V126L104 127H102V128H100V130H99V127H97V129L95 130V129H93V125L91 126V125H88V124H92V120L93 119H89V120H91L90 121V123H88V124H86L84 121H85V119H83V122L85 123V124H80V122L79 123H77V121H76V119H77V117H74L75 115H77V114H79L78 113V111L80 112V110H81V108L83 107V106H85V104L84 103H87V102H85L86 101V98H83ZM135 97L136 96H134L133 98L135 99ZM119 98H120V96H119ZM119 98H117V99H119ZM123 98H124V96H123ZM88 99V98H87ZM97 99V100H96ZM124 99H126V97L124 98ZM123 99V100H124ZM127 99H129V98H127ZM133 100V99H132ZM131 100V101H132ZM125 102H127L128 103V101H125ZM135 102V101H134ZM90 104H92V102L90 103ZM89 103H88V107H90L91 105H90ZM118 104H121L122 105V103L120 102H118ZM136 104V103H135ZM30 105H31V107H30ZM121 105L119 106V107H121ZM128 105V104H127ZM132 105V104H131ZM141 105V104H140ZM136 106H138V105H136ZM123 107V106H122ZM121 107V108H122ZM128 107V106H127ZM133 107V106H132ZM141 108H143V106L141 107ZM150 108V106H148L147 104L145 105V108L143 109V110H145V111H148V109ZM85 109V110H84ZM84 109H83V113L85 112H87V109L84 107ZM124 109H125V106H124ZM130 109H131V107H130ZM171 109V108H170ZM170 109H168L169 110V112H170ZM28 110L26 111V112H28ZM92 110H94V109H91V111ZM119 110H120V108H119ZM126 110V109H125ZM136 110H137V108H136ZM135 110V111H136ZM24 111V110H23ZM50 111L51 112H54V111H56V113H58L59 114V116L57 117H53V116H50L51 114H53V113H50ZM60 111H63L62 113V115H60ZM121 111H124V110H122L121 109ZM129 111V110H128ZM132 111H134L133 109L131 110V112ZM67 112L68 114L67 115H70V116H64V114ZM76 112H77V114H76ZM81 112H82V110H81ZM168 112V113H169ZM173 112V111H172ZM172 112H170L171 113V116H173V114H172ZM70 113V114H69ZM72 113H74L73 114V116H71V114ZM88 113H91V112H89V109H88ZM129 113V112H128ZM136 113V112H135ZM134 113V114H135ZM133 114V113H132ZM137 114V113H136ZM141 114V113H140ZM139 114V115H140ZM57 115V114H56ZM92 115V114H91ZM92 115V116H93ZM139 115H137V116H139ZM170 115V114H169ZM30 116V115H29ZM51 117V118H49V117ZM80 116V115H79ZM83 116H84V114H83ZM85 116H87V113L85 114ZM121 118H120V117ZM132 117H130V118H133L134 116L133 115H131ZM143 117V116H142ZM164 117V116H163ZM169 117V116H168ZM168 117H167V120H168ZM89 118V116H87V119ZM147 118V117H146ZM145 118V119H146ZM156 118V117H155ZM134 119H135V117H134ZM136 119H138V117H136ZM139 119H140V117H139ZM144 119V120H145ZM148 119L149 118H147V120H145V123H146V121H148ZM27 120V119H26ZM28 120H30L29 118H28ZM27 120V121H28ZM30 120V121H31ZM70 121L71 123L70 124H67L66 122L67 121ZM77 120H79V119H77ZM130 121H131V119H129ZM142 120H143V118H142ZM29 121V122H30ZM95 121V120H94ZM137 121V120H136ZM138 121H140V120H138ZM149 121H150V119H149ZM148 121V122H149ZM59 122L61 123H63V124H59ZM82 122V123H83ZM147 122V123H148ZM158 122V123H157ZM95 123V122H94ZM139 123V122H138ZM163 123H165V122H163ZM167 123V122H166ZM135 124V121H134V123H133V125ZM141 124V125H142ZM38 125H36V126H38ZM94 126H95V124H94ZM130 126H131V124H130ZM66 127L68 128V127H72V128H74L75 130H73L72 128H71V130L70 131H68L67 129H66ZM96 127V126H95ZM134 127H135V125H134ZM167 127V128H166ZM30 128V127H29ZM153 129V133L155 134V135H151L150 134V136H149V134H146L147 132H145V130L146 129ZM165 128H166V130L168 129V131H166L165 130ZM102 129V130H101ZM30 131V130H29ZM42 132V134H41V132ZM158 131V132H157ZM136 132V131H135ZM171 132V131H170ZM169 132V134H170V136H171V133ZM29 133V132H28ZM123 134V133H122ZM30 135V134H29ZM37 135H38V137H37ZM117 135V134H116ZM31 136V135H30ZM35 136L37 137V138H35ZM114 136V135H113ZM161 136V135H160ZM29 137V136H28ZM27 135L26 136H24V135H21L20 137L19 136H11V140H9L8 142V144L10 145V146H12L15 150L13 151V155H14V153H15V155H16V158H17V156H20L22 153H24V151L25 150H23V148H25V146L27 145H25L24 146V144L23 143H26L25 142V140H27ZM78 137L79 138H81V140H78ZM97 137V138H96ZM117 137V136H116ZM166 137V136H165ZM106 138H108V137H106ZM162 138V137H161ZM110 139H112V138H110ZM160 139V138H159ZM6 140V139H5ZM28 140H30V138L28 139ZM33 140V139H32ZM107 141H108V139H106ZM119 140V139H118ZM170 140V139H169ZM122 141V140H121ZM168 141V140H167ZM7 142V141H6ZM5 142V143H6ZM34 142V141H33ZM140 143V144H139ZM36 144V142L33 144V145H35ZM47 144V145H48ZM145 144V143H144ZM22 145L24 146L23 148H22ZM143 147H144V145H142ZM139 149V148H138ZM141 149H142V147H141ZM143 150V149H142ZM140 151V150H139ZM108 153H109V156H108ZM169 154H171V155H169ZM185 154V153H184ZM23 156V155H22ZM21 156V157H22ZM28 156V155H27ZM59 156L60 157H66V159L68 160V157H69V159H75V160H77V161H79V162H81V165L79 164H75V166H74V168H70L68 165H70L71 166V164H69V162L67 161V163L65 162V163H62V162H64V161H62L63 159H61V162L58 160V158H59ZM12 157V159H13V156H11ZM20 157V158H21ZM87 157H90L93 161H94V163L93 164H90V165H88V164H85V158H87ZM44 158V159H45ZM47 158L45 159V160H47ZM65 159V160H66ZM185 159L187 160L186 161V163L188 164L187 166L189 167H187V169L189 170V169H198L199 168V170L200 169H202L203 168V166H201L199 163L200 162H198L197 161V155L195 156L194 155V157L192 156V157H190V155L188 154H186V157H185ZM45 160H43L44 162H45ZM74 160V161H75ZM91 160V161H92ZM184 164H185V162H183ZM68 164V165H67ZM202 164V163H201ZM25 165V164H24ZM177 165V164H176ZM199 165V166H198ZM29 167V168H28ZM50 168V169H49ZM211 168V167H210ZM14 174H16L15 172H14ZM17 174V175H18ZM64 175L63 177H64V179L66 180L65 182H64V179H62L63 177L62 176H59V175ZM93 174V175H92ZM12 175V174H11ZM42 175V176H41ZM195 175H197V174H195ZM24 176V177H23ZM56 176H58V177H61V181H59L60 179L58 178L57 180L55 179V177ZM94 176V177H93ZM17 177V176H16ZM39 177L37 178L36 177V179H39ZM66 177V178H65ZM183 177H184V179H183ZM25 178V179H26ZM68 178V179H67ZM35 179V177H34V180H36ZM42 180V179H41ZM25 181V180H24ZM30 181V180H29ZM29 181H28V183H29ZM43 181V180H42ZM25 182H27V180L25 181ZM28 183H25V186L27 187L29 184ZM32 183V182H31ZM31 183H30V185H31ZM33 183L35 184V181H33ZM44 183V182H43ZM26 184H28V185H26ZM33 184V186L35 187L36 185H34ZM46 185H48V184H46ZM45 184L43 185L44 187L46 186ZM208 185V184H207ZM24 186V187H25ZM32 186V185H31ZM31 186H29V187H31ZM42 186V187H43ZM1 187V186H0ZM23 187V188H24ZM25 187V188H26ZM42 187H40V188H42ZM48 186H46L45 188H47ZM2 188V187H1ZM22 188V189H23ZM32 188V187H31ZM39 187L37 186V188L36 189H38ZM78 188V189H79ZM94 188V187H93ZM103 188H105L106 190H104ZM35 189V188H34ZM48 189V188H47ZM47 189H45V190H47ZM92 189V188H91ZM1 190V189H0ZM28 190H30V189H28ZM32 190H33V188H32ZM32 190H30L31 191V194H32ZM41 190V189H40ZM86 190H87V188H86ZM41 191H43L44 192V189L43 190H41ZM41 191H40V193H38V190L37 191H33L34 192V195H33V199L36 197V198H38L39 199V201L41 200V198H43L44 197V195H43V193H41ZM79 191H80V193L79 194H81L82 195V193H81V191L82 190H80L79 189ZM88 191V190H87ZM20 192V191H19ZM48 192V191H47ZM83 192V191H82ZM30 193V192H29ZM101 193H104V195H106V198H103L102 199V197L100 196V194ZM44 194H47V193H44ZM49 195H51V193L49 194L48 193V195H47V197L49 196ZM81 195H79L80 197H81ZM76 197H78V194H77V196ZM104 197V196H103ZM35 198V199H36ZM49 198V197H48ZM53 198V197H52ZM105 199V200H104ZM43 200V202L45 201L46 202V200H45V198L44 199H42ZM41 200V201H42ZM49 200L51 201V202H53L52 200H51V198L50 199H48V202H49ZM77 200H78V198H77ZM76 201V200H75ZM92 201V200H91ZM7 204V203H6ZM24 204V203H23ZM47 204H49L50 205V203H47ZM71 204V205H72ZM53 205V204H52ZM59 205V204H58ZM5 206V205H4ZM72 206V207H73ZM6 207V206H5ZM8 205H7V210H8ZM71 208L72 210H71V213H73V211H74V213H76L77 211H76V209L75 208ZM6 210V209H5ZM6 210V211H7ZM42 210V209H41ZM10 211V210H9ZM8 212V211H7ZM70 212V211H69ZM12 214V213H11ZM11 214L9 215V213H8V215L9 216H11ZM8 215H6V216H8ZM12 216L14 217V215L12 214ZM11 216V219H12V222H13V217ZM53 216H55V215H53ZM5 217V216H4ZM70 217H74L73 215L72 216H70ZM0 218H2V217H0ZM7 218V217H6ZM6 218H5V220H6ZM10 218V217H9ZM16 218V217H15ZM79 218V217H78ZM11 219H9V220H11ZM18 219V218H17ZM17 219H14L15 221L17 220ZM73 219V218H72ZM97 219V218H96ZM96 219H94V220H96ZM2 219H0V221H1ZM8 220V219H7ZM81 221L83 220V219H80ZM109 220V221H108ZM14 221V222H15ZM12 222H11V225H9L8 224V226H4V224H3V227H1L2 228V231L3 232H0V251L1 250H5V251H11V253L10 254H12V255H14L15 256V258L14 259H19V260H21V257H23V256H26V257H28V254H34L33 253V250H31L32 248H34L35 249V247H36V249H37V247L39 248L40 246H38L39 245V243H38V245H37V243H35L36 245L35 246H33L34 245V243H33V247L31 246V243H30V245L28 244H26L25 245V243H24V245H20V246H22V247H20L19 249H17V250H15L14 249V247H13V245L15 244H13L12 245V243L14 242V239H13V241L11 240V241H9L11 244H10V246H12V247H10L9 246V244H8V242H7V239L9 238V240L12 238V236L11 235H15V237L16 236H19L18 237V239H19V241H22L23 239L22 238H20V235H21V237H26V236H28V235H30V233H32L31 231L34 229H36V231H38L37 230V228H41L42 226H38V227H35V228H33L32 226H28L29 228H32V230L31 229H29L28 230V228L26 229L24 226H23V224H22V226L23 227H21V226H13V224H12ZM13 222V223H14ZM19 221H17V223H18ZM55 222V221H54ZM62 222V221H61ZM60 222V223H61ZM91 222V221H90ZM63 223V222H62ZM61 223V224H62ZM69 223V222H68ZM68 223H65V224H68ZM156 223H158L159 224V227L157 228V229H154L155 227V224ZM188 223V222H187ZM0 224H1V222H0ZM54 224V223H53ZM56 225L58 224V223H55ZM20 225V224H19ZM24 225H26V224H24ZM56 225H54V226H56ZM64 224H62V226H63ZM83 225V224H82ZM90 225H92V223L90 224ZM58 226V225H57ZM57 226H56V228H57ZM148 226V227H147ZM182 226V225H181ZM186 226V225H185ZM49 227V226H48ZM43 228V227H42ZM50 228V227H49ZM56 228H53V227H51L50 229H56ZM147 228V229H146ZM47 229V228H46ZM58 229V228H57ZM57 229H56V231H57ZM84 229L86 230V228L84 227ZM89 229V228H88ZM190 229V230H189ZM31 230V231H30ZM182 232H184V233H182V235H181V237L183 236L184 237V239H185V241L186 242H184L185 243V245H186V247L187 246H189L190 245V240H191V238H190V235H191V226H186L184 229H183V227L180 229ZM53 231H55V230H53ZM88 232V231H87ZM52 233H54V232H52ZM81 233H83V232H81ZM154 235H153V234ZM25 234H26V236H25ZM28 234V235H27ZM70 235H72L71 233H69ZM180 234V233H179ZM32 235V234H31ZM33 235H34V233H33ZM32 235V237H34ZM36 235V234H35ZM53 235V234H52ZM157 235V237H159V239L157 238L156 239V236ZM10 236H11V238H10ZM37 236V235H36ZM54 236H55V234H54ZM76 236V235H75ZM90 236V235H89ZM52 237V236H51ZM67 237H68V235H67ZM93 237V238H94ZM180 237V236H179ZM180 237V238H181ZM14 238V237H13ZM30 238V237H29ZM55 238H57V237H55ZM85 238H86V236H85ZM91 239H93L92 238V236L90 237ZM180 238L179 239H177L179 242H180ZM5 239H6V241H5ZM22 239V240H21ZM30 239H33V238H30ZM40 239V238H39ZM36 240V239H35ZM34 240V241H35ZM42 240V239H41ZM48 240H50L49 238H48ZM47 240V241H48ZM57 240H58V238H57ZM62 240V239H61ZM61 240H60V236H59V242H61ZM80 242H82L81 240L82 239H78ZM183 240V239H182ZM188 240V241H187ZM24 241H26L27 242V238H26V240H24ZM64 241V240H63ZM67 241V239L65 240V242ZM158 241V242H157ZM163 241V242H162ZM192 241V240H191ZM15 242H17L16 240H15ZM51 242V241H50ZM48 243L49 245L51 244V245H53L52 243L53 242H51V243ZM58 242V241H57ZM68 242H69V239H68V241H67V243H66V245L68 244ZM78 241H76V243H77ZM178 242V243H179ZM183 242H181V244L183 243ZM18 243H20V244H22L21 242H17V244ZM55 243V242H54ZM61 243H64V242H61ZM70 243H72V242H69V244ZM75 243V242H74ZM73 243V244H74ZM75 243V244H76ZM193 242H191V244H192ZM56 244V243H55ZM55 244L53 245V247H51V245H50V247H51V250L50 249H48V251L50 252V251H52V248H54L55 247ZM59 244V243H58ZM58 244H56V245H58ZM73 244H72V247H73ZM78 244V243H77ZM76 244V245H77ZM91 244H92V242H91ZM172 244V243H171ZM180 244V243H179ZM19 245V244H18ZM60 245V244H59ZM64 246H65V243L63 244ZM62 245V246H63ZM61 245H60V247H62ZM70 247H71V245H69ZM75 246V245H74ZM173 246V245H172ZM182 246V245H181ZM193 246V245H192ZM32 247V248H31ZM56 247H59V246H56ZM59 247V248H60ZM191 247V246H190ZM31 248V249H30ZM65 248H66V246H65ZM182 248V247H181ZM63 249V248H62ZM78 249H80L79 247H78ZM172 249H174V248H172ZM180 249V248H179ZM184 249V248H183ZM31 250L32 252L30 253L29 251ZM43 250V249H42ZM53 250H57V248L56 249H53ZM176 250H177V248H176ZM184 250H187V248L186 249H184ZM189 250V249H188ZM4 251V252H5ZM28 251V254H26V252ZM39 251H40V253L39 254H42V255H40L41 257L42 256H44V255H48L49 256V254L47 253V254H44V252L43 253H41V249L39 248ZM171 251V250H170ZM175 251V250H174ZM2 252V251H1ZM0 252V253H1ZM37 252H38V249H37ZM59 252V251H58ZM58 252L56 253V255H55V257L56 256H58ZM61 252H63V251H61ZM91 252V251H90ZM177 252V251H176ZM50 253H54V251H52V252H50ZM173 253V252H172ZM182 253V252H181ZM209 253V252H208ZM10 254H8L9 256H10ZM26 254V255H25ZM37 254V253H36ZM44 254V255H43ZM61 254H63V253H61ZM60 254V252H59V261H60V258H61V255ZM161 254V252L159 253V255ZM177 254V253H176ZM175 254V255H176ZM38 255V254H37ZM37 255H36V257H37ZM54 255V254H53ZM64 255V254H63ZM80 255V254H79ZM157 255V254H156ZM155 255V256H156ZM172 254H170V252H169V254L168 253H166V259L168 260V261H170V262H166L165 263V259H164V263L165 264H175V263H173L172 262V260L173 261H175L174 260V256H171ZM32 256V255H31ZM30 256V257H31ZM35 256V255H34ZM39 255H38V260H39V258L40 259H42L41 257H40ZM81 256V255H80ZM45 258H47L46 256H44ZM43 257V258H44ZM53 257V256H52ZM63 258H66L67 257V255H66V257H64V256H62ZM159 257H161V255L159 256ZM158 257V258H159ZM90 258V257H89ZM93 258H94V255H93ZM92 258V259H93ZM153 258V257H152ZM155 258V257H154ZM153 258V259H154ZM164 258V257H163ZM179 258V257H178ZM177 258V259H178ZM32 259V258H31ZM48 259V258H47ZM53 259L54 260H56L54 257H53ZM57 259V260H58ZM62 259V258H61ZM23 260H27V258L25 259V257H23ZM34 260H35V258H34ZM53 260V261H54ZM63 260V259H62ZM62 260H61V263H63L62 262ZM65 260H67V258L66 259H64V262L65 263H63V264H67V261H65ZM73 260H74V258H73ZM159 260V259H158ZM2 261L5 263L6 262V260L5 259H2ZM30 264H33L32 263V261H30V259H28L27 260ZM26 261V262H27ZM42 261H43V259H42ZM42 261L40 260V262H38L37 260H35V262L34 263H36V262H38L37 264H41L42 263ZM45 261V260H44ZM48 263H49V260H46ZM45 261V262H46ZM53 261H50L51 263L53 262ZM75 261V260H74ZM78 261V260H77ZM178 261V260H177ZM17 262V261H16ZM45 262H43V264H45ZM47 262H46V264H47ZM53 264H54V262H53ZM55 264H58L56 261H55ZM76 264H83V263H79V262H77ZM90 264V263H89Z\"/></svg>",
  "mask_w": 264,
  "mask_h": 264
}]
</instances>
